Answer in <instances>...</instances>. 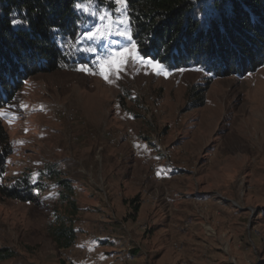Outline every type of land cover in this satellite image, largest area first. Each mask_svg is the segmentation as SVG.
<instances>
[{
	"label": "rangeland",
	"instance_id": "obj_1",
	"mask_svg": "<svg viewBox=\"0 0 264 264\" xmlns=\"http://www.w3.org/2000/svg\"><path fill=\"white\" fill-rule=\"evenodd\" d=\"M90 5L78 66L33 75L0 110L5 183L37 198L0 192V248L14 252L0 264H264V65L215 77L193 108L210 74L140 53L125 0ZM56 172L79 207L70 248L49 234L68 214Z\"/></svg>",
	"mask_w": 264,
	"mask_h": 264
},
{
	"label": "trees",
	"instance_id": "obj_2",
	"mask_svg": "<svg viewBox=\"0 0 264 264\" xmlns=\"http://www.w3.org/2000/svg\"><path fill=\"white\" fill-rule=\"evenodd\" d=\"M96 1L104 0H0V110L33 75L78 66L73 46L86 14L77 5ZM125 1L140 53L169 69L196 66L210 74L208 86L189 89L197 98L193 108L206 104L215 77L245 76L264 65V0ZM10 154V137L0 115V192L35 201L29 183H5ZM56 173L68 214H57L49 234L59 248H70L78 238L74 217L79 207L70 198L75 189L71 180ZM134 211L136 216L138 205ZM12 257L10 248H0V261Z\"/></svg>",
	"mask_w": 264,
	"mask_h": 264
},
{
	"label": "snow or ice",
	"instance_id": "obj_3",
	"mask_svg": "<svg viewBox=\"0 0 264 264\" xmlns=\"http://www.w3.org/2000/svg\"><path fill=\"white\" fill-rule=\"evenodd\" d=\"M118 2L119 3H124V0H118ZM77 7H83V9L85 10V11H89L92 15H97V13L96 12H94V11H91V5H90V3H89V5H87V6H81V5H77ZM107 16H108V14L107 13H105L104 14V16L103 17H101V19H107ZM13 23H18V21H13ZM122 23H123V21H122ZM96 37V34H90L89 35V38L91 39V38H95ZM87 51H95V49H87ZM149 63H151V61H149ZM154 67H161V66H159V65H154ZM103 74V73H102ZM108 77H107V75H105V79H107Z\"/></svg>",
	"mask_w": 264,
	"mask_h": 264
},
{
	"label": "crops",
	"instance_id": "obj_4",
	"mask_svg": "<svg viewBox=\"0 0 264 264\" xmlns=\"http://www.w3.org/2000/svg\"><path fill=\"white\" fill-rule=\"evenodd\" d=\"M138 212H139V211H138ZM138 212H137V213H138Z\"/></svg>",
	"mask_w": 264,
	"mask_h": 264
}]
</instances>
